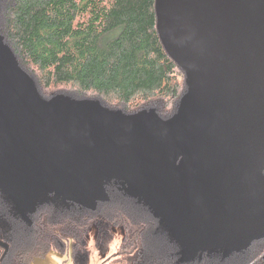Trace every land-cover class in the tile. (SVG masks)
Instances as JSON below:
<instances>
[{
	"label": "trees",
	"instance_id": "1",
	"mask_svg": "<svg viewBox=\"0 0 264 264\" xmlns=\"http://www.w3.org/2000/svg\"><path fill=\"white\" fill-rule=\"evenodd\" d=\"M0 45L35 80L37 92L69 86L79 97L91 93L132 111L163 107L167 116L190 91L187 73L160 41L155 0H0ZM102 191L93 207L72 198L42 202L21 217L0 190V241L8 245L0 248V264H32L48 254L64 258V264H87L83 246L92 226L102 232L97 235L102 253L112 228L124 231L117 251L103 262L261 264L254 261L253 247L226 257L201 252L180 262L179 244L148 205L114 183Z\"/></svg>",
	"mask_w": 264,
	"mask_h": 264
},
{
	"label": "flooded vegetation",
	"instance_id": "2",
	"mask_svg": "<svg viewBox=\"0 0 264 264\" xmlns=\"http://www.w3.org/2000/svg\"><path fill=\"white\" fill-rule=\"evenodd\" d=\"M2 65L8 67L11 64ZM32 95L37 103L43 104ZM0 96L6 100V108L0 111V124L27 128L1 81ZM46 107L70 124L83 123L96 131L114 132L163 153L165 149L160 148L161 142L173 147L177 157L172 158L170 164L176 173L173 172L174 178L169 179V182L175 184L177 180L181 183L179 186L171 187L139 178L173 195L170 199H174L178 207L186 212L184 219L201 226H206L209 221H213L216 226H230L225 227L231 234L229 241H246L240 252L246 254L253 247L252 252L256 255L254 261L264 264L263 90L239 92L216 87L211 95L198 99L193 98L189 91L173 113L163 116L162 120L157 118L162 123L160 136L150 133L144 126L143 120L148 115L146 112H142L140 119L126 130L124 125L98 111L80 115L68 122L58 112ZM0 134L23 150L24 162L18 164L19 176L33 188L47 190L53 196H63L68 200L84 192L101 194L104 186L112 183L127 192L128 184L124 177H137L106 172H100L101 175L96 177L97 171L64 166L53 170L47 159L4 133L1 128ZM104 174L115 175L120 179L117 177V182L115 177L103 178ZM36 176L44 179L45 187L40 182H33ZM249 236L251 238L247 241Z\"/></svg>",
	"mask_w": 264,
	"mask_h": 264
},
{
	"label": "water",
	"instance_id": "3",
	"mask_svg": "<svg viewBox=\"0 0 264 264\" xmlns=\"http://www.w3.org/2000/svg\"><path fill=\"white\" fill-rule=\"evenodd\" d=\"M157 32L169 57L189 80L193 98L222 87L233 91H264V0H155ZM0 81L27 128L0 124L4 133L48 160L50 167L121 173L171 184L170 160L177 153L161 142L165 153L114 132L70 124L37 103L0 63ZM176 173V172H175ZM34 183H42L40 176ZM0 248L8 245L0 241Z\"/></svg>",
	"mask_w": 264,
	"mask_h": 264
},
{
	"label": "rangeland",
	"instance_id": "4",
	"mask_svg": "<svg viewBox=\"0 0 264 264\" xmlns=\"http://www.w3.org/2000/svg\"><path fill=\"white\" fill-rule=\"evenodd\" d=\"M0 60L5 66L12 65L14 76L24 88L34 94L41 103L55 110L62 117H65L68 122L74 121L80 115L84 116L89 112L98 111L118 121L127 130L131 128L132 123L140 119L139 117L142 112H146L148 115H146V120H143L144 126L148 128L150 133L159 134L160 136L162 123L158 119L162 120L164 118L163 107L155 113L149 111L147 108L141 109L142 107L139 110L132 111L127 107L106 102L91 93L79 97L77 95L78 91L69 86L53 87L37 92L34 89V85H36L35 80L28 78L17 64H15L14 61L18 62V60L11 54L8 47H2L0 45ZM31 74H34V72H31ZM4 108H6V100L0 96V111L3 112ZM171 108L172 106L169 105L168 110ZM23 155V150L18 144L10 142L0 134V190L12 202L14 213L25 217L39 203H65L63 196H53L47 190L42 191L38 188H33L34 186L29 185L19 176L20 169L18 164L24 162ZM95 175L99 177L101 173L96 172ZM102 177L114 178L115 175L107 176L104 174ZM117 177L115 178L118 182ZM124 179L126 184H128L126 187L127 193L148 205L154 215L159 218L161 225L168 232L171 240H175L179 244L180 262L194 260L200 256L201 252H218L222 256H230L232 251L237 250L236 252H239L243 249L242 245L244 246L246 244L244 240H238L236 242L229 241L231 234L225 227L230 228V226H216L213 221L206 223V226H201L199 223L184 219L186 212L181 207H178V203L174 199H170L173 195L165 193L160 186L153 185L139 177L132 178L127 176ZM101 197H103L102 193L99 194L96 192L89 194L84 192L83 194L74 196V199L83 202L89 207H93L95 201ZM174 197L176 198V196ZM232 231H234L233 228ZM112 232L113 238L110 246L107 248L106 253H102L97 248V235L102 234V232L99 233L97 226L90 228L85 239L86 244L83 246L89 258L87 264H115L113 259L105 262L103 260L117 251L124 231L120 227H114L112 228ZM250 238L251 236L247 237V241ZM54 256L61 258L56 254ZM65 259L69 260L67 256ZM56 260L46 256L43 259H35L32 264H64V258H61L62 262L60 263ZM67 264H71V261Z\"/></svg>",
	"mask_w": 264,
	"mask_h": 264
},
{
	"label": "crops",
	"instance_id": "5",
	"mask_svg": "<svg viewBox=\"0 0 264 264\" xmlns=\"http://www.w3.org/2000/svg\"><path fill=\"white\" fill-rule=\"evenodd\" d=\"M48 256H49L50 258L55 259V260L57 259V260L59 261V263L62 262L61 258H58V257L54 256V254H48L47 257H48ZM57 260H56V261H57Z\"/></svg>",
	"mask_w": 264,
	"mask_h": 264
}]
</instances>
